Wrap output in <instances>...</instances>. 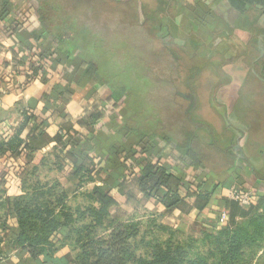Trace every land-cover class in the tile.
<instances>
[{
    "label": "crops",
    "instance_id": "0c3cea01",
    "mask_svg": "<svg viewBox=\"0 0 264 264\" xmlns=\"http://www.w3.org/2000/svg\"><path fill=\"white\" fill-rule=\"evenodd\" d=\"M19 2L21 5L26 2L36 6L33 0H15V4ZM170 2L185 5L184 8L179 7V11L168 10L174 20L172 31L179 40L178 47L185 51L189 42L183 38L188 34L194 35L192 29H195L206 36L210 47L219 50V61L210 58H214V62L208 68L207 80L211 93L204 97L208 98L207 103H203L197 87L195 93L190 89V94L189 90L181 92V95L195 99V124L190 119V112L182 107L183 117L189 116L191 123L187 125L188 130H192L202 143L198 153L211 158L205 161L206 166L201 169L203 172L197 181H202L205 188L211 191L215 185L216 189L201 213L194 211L186 214L180 209L168 211L156 200L145 199L136 178L130 176L122 191L119 187L112 189L118 206L111 209L108 217L119 222L137 223L142 232L150 226L152 230L160 228L167 233L174 231L181 235L195 232L198 236L191 234L177 241L201 246L202 253L212 264L223 258L222 248L221 253L218 252L214 240L223 241L220 232L227 226L231 215L227 201L230 200L229 190L233 187L250 189L256 196L253 212L247 218L237 216L235 221L247 227L248 221L257 217L258 227L250 226L248 244H243L234 263L229 260L226 264H264V12L254 7L238 11L228 0ZM31 23L30 29L22 31L28 37L30 30L40 28L37 17H32ZM13 49L19 50L15 39L0 34V139L3 141L12 136L26 116L34 114L37 118H32L22 134L24 142L29 143L33 128L41 125L46 118V108L51 107L48 114L57 109L75 117L79 111L73 105L92 100L95 84L90 83L84 75L83 61L78 60L80 56L68 65L64 59L61 65L53 64L56 77L70 92L63 100L57 101L56 107L55 98L47 96L52 82L28 80V74L14 58ZM73 76L76 78L73 79ZM214 92L218 93L217 103L212 100ZM187 104H191V101ZM203 108H207L206 111L198 112ZM206 115L209 117L205 119ZM48 122L45 134L38 135V139L33 141L34 148L21 147L16 154L0 152V264H76L82 252L78 237L87 232L86 227L96 226L91 236L111 232L106 224H96L94 216L87 211L89 207L100 208L90 197L94 187L115 185L119 181L118 175L110 176L114 168L107 162L108 156L100 146L101 135L109 133L107 119L99 123L100 130H95L96 146L93 143L99 152L95 162L103 159L100 167L105 168L99 175L95 174L92 165L91 173L77 172L76 166L80 162L68 155L67 148H63L61 137L64 140L70 134L61 128L71 123L61 124L59 118L53 117ZM80 130L86 133L84 138H89L88 132ZM172 152L168 147L167 161L176 160ZM226 152L232 157L228 165L224 162L226 157H223ZM182 156L184 172L192 178L196 177L197 168L191 164L190 155L183 151ZM20 199L49 203L56 208L54 213L64 206L70 218L68 224L61 225L49 237L51 247L36 245L45 249H39L42 252L35 256L27 244L19 242L22 228L15 203ZM223 212L227 213V220L221 219ZM65 218L61 215L62 222ZM38 228L41 234L43 228L41 225ZM206 232L209 233L207 236L204 234Z\"/></svg>",
    "mask_w": 264,
    "mask_h": 264
},
{
    "label": "trees",
    "instance_id": "16d2710c",
    "mask_svg": "<svg viewBox=\"0 0 264 264\" xmlns=\"http://www.w3.org/2000/svg\"><path fill=\"white\" fill-rule=\"evenodd\" d=\"M33 1L36 6L26 2L22 3L23 5L20 2L15 4V0H2L0 34L15 39L19 50L13 49L12 52L19 67H23L27 74L30 73L27 76L28 80L39 79L52 82L47 96L55 98L56 107H58L57 101L63 100L64 96L70 95V92L60 83L59 77H56L52 69L53 64H62L63 59L67 65L74 63L82 53L93 55L94 46L98 44L96 37L101 36L107 40L114 32L124 36L122 35L123 28L121 29L119 25V28H116L118 26L115 23H119L120 20L123 26H139L144 29L152 26L153 28V25L149 26L148 23L155 20V16L161 13L157 9L158 4L161 3L163 6L167 4L169 6H166L167 13H169L168 10L179 11L180 7L174 2L169 3L170 0ZM228 3L241 12L247 7H254L264 12V0H228ZM34 16L37 17L40 28L30 30L28 37L22 31L30 29L31 18ZM154 27L156 28V25ZM92 34L93 38H90ZM151 34L159 37L158 34L152 32ZM31 53L35 58L29 61ZM91 57L88 61L81 59L83 61L81 65L85 72L84 75L90 83L95 84L92 92L93 99L73 105L75 110L79 111L78 115L72 117L69 113H61L57 109L48 114L51 107L46 108V118L43 119L41 125L33 128V134L29 135V143L24 142L22 134L32 118L35 120L37 117L34 114L26 116L24 123L15 129L12 136L3 141L0 139V152L4 154L9 151L16 154L21 147L34 148L33 141L38 139V135L45 134L49 119L59 118L61 124L71 123L61 128L62 131L70 134L67 139L63 140V136L61 137V144L63 148H67L68 155L80 162L76 166L77 172L91 173L92 165L95 174L99 175L105 168L100 167L103 159L95 162L99 153L95 147V130H100L99 123L107 119L109 133L101 135L102 144L100 146L101 151L108 156L107 162L114 168L110 171V176L118 175L119 181L117 180L118 184L115 183V185L104 184L94 187L90 197L99 204L100 208L89 207L87 211L94 216L96 224H106V227L111 228V232L107 235L94 234L91 236L96 226L86 227L87 232L78 237V241L82 244V252L77 257L76 264H210L208 258L202 253L201 246L195 247L191 243H182L173 236L162 242L158 238L147 241L137 223L109 219L111 209L118 206L112 189L119 187L122 191L130 176L136 178L137 186L145 199L156 200L168 211L180 209L186 214L194 211L201 213L208 205L216 185L211 191L205 188L202 181H197V177L203 172L201 169L206 166L205 161L210 156L198 153L202 143L196 134L191 132L192 130L188 128L183 132H179L178 128L177 131L169 130L160 120L156 122L139 114L140 119L150 122L156 133L142 132L140 127L133 126V123L136 125L139 123L132 119L136 112L129 114L125 122L120 120L117 109L122 103L125 104L128 91L126 88L112 86L102 79L94 55ZM69 59L72 60L69 61ZM74 78L76 77L73 76ZM184 119L186 122L189 121L187 115ZM80 129L88 132L89 138H84L86 133ZM168 147L173 151L172 154L176 160H166L165 157L169 154L166 153ZM183 151L190 155L191 164L197 168L196 177L192 178L184 172ZM223 157H226L224 158L225 164H231L230 154L223 153ZM227 201L231 215L227 226L220 232L223 241L214 240L218 252L221 253L222 248L223 258L212 264H222V262L226 264L229 260L234 263L243 244H248L250 226L258 227L259 223L257 217L250 219L247 227L237 223L235 221L237 216L243 218L250 216L253 212L251 211L253 205L244 208L233 200ZM15 204H17L16 209L22 228L19 242L27 244L34 256L42 252L39 249L44 250L45 246L51 247L49 237L61 225L69 223L70 218L64 206L58 213H54L56 208L45 202H29L20 199V201L16 200ZM61 215L66 216L64 222L61 221ZM40 225L43 228L41 234L38 233ZM174 234H176L174 231L169 233V235ZM204 234L207 236L209 233ZM40 244L44 247L36 246Z\"/></svg>",
    "mask_w": 264,
    "mask_h": 264
},
{
    "label": "rangeland",
    "instance_id": "374dc122",
    "mask_svg": "<svg viewBox=\"0 0 264 264\" xmlns=\"http://www.w3.org/2000/svg\"><path fill=\"white\" fill-rule=\"evenodd\" d=\"M166 6L169 7L167 4L164 6L161 3L158 4L157 9L161 13L155 16V20L148 23L149 26L153 25V28L152 26L145 29L139 26H123L120 20L115 24L119 25L121 29L123 28L122 35L124 36L114 32L109 35L107 40L101 36L96 37L95 40L98 44L92 51L102 79L112 86L126 88L128 91L125 104L122 103L117 109L120 120L125 122V118H128L129 114L136 112L135 116L132 114V119L139 123L137 125L133 123V126L140 127L142 132L152 134L156 133L154 128L151 127L150 122L140 119L139 114L156 122L160 120L163 125L173 131H177L178 128L179 132H183L188 128L187 125H190V119L195 124L194 119L197 117L193 113L195 112V99L191 100L181 95V92L190 89L195 93L198 88L200 96L203 97L202 101L206 104L208 98L204 97L211 93L207 80L208 68L214 62V58L218 61L220 58L219 50L210 47L206 36L195 29H192L194 35L188 34L183 38V40L187 38L186 40L189 42L186 44V49L184 48L185 51L178 47L179 40L172 31L174 20L170 12L167 13ZM184 6L180 5L181 8ZM119 26L116 28L118 29ZM150 31L158 34L159 37L151 34ZM89 37L93 38V34ZM93 55L82 53L78 60L88 61ZM211 57L214 58L210 59ZM217 96L216 92L212 97L214 103L218 101ZM190 100L191 104H187L190 103ZM182 104H185L183 106L186 108L185 111L190 112L191 118L187 122L183 119ZM206 109H198V112L206 111ZM223 109L225 112L226 109ZM208 117L209 115H206L205 119ZM191 234L196 235L197 233L169 235V232L160 228L152 230L151 226L146 227L143 231L147 241L158 238L161 242L165 241L168 236L181 239ZM195 247H199V245H195Z\"/></svg>",
    "mask_w": 264,
    "mask_h": 264
},
{
    "label": "built area",
    "instance_id": "2783aa9c",
    "mask_svg": "<svg viewBox=\"0 0 264 264\" xmlns=\"http://www.w3.org/2000/svg\"><path fill=\"white\" fill-rule=\"evenodd\" d=\"M29 56H30L29 61L35 58L33 53H31V55ZM28 74L30 75L29 72ZM228 198L230 200L235 201L236 203H239L244 208L252 206L253 204H255L256 201V196L253 191H251L250 189H246V190L241 189L239 187H233L232 189H230L228 192ZM227 218H228L227 213L223 212L221 215V219L227 220Z\"/></svg>",
    "mask_w": 264,
    "mask_h": 264
}]
</instances>
